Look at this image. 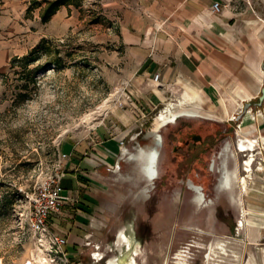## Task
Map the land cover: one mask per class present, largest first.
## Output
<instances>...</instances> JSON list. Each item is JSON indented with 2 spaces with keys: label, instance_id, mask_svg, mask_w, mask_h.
I'll return each instance as SVG.
<instances>
[{
  "label": "rangeland",
  "instance_id": "1",
  "mask_svg": "<svg viewBox=\"0 0 264 264\" xmlns=\"http://www.w3.org/2000/svg\"><path fill=\"white\" fill-rule=\"evenodd\" d=\"M32 1L0 0V179L11 187L0 186V258L4 259L3 264H24L38 253V243L28 227V195L62 163L60 144L90 135L107 124L113 111H131L134 107L125 88L131 71L122 60L124 51L119 27L128 9L149 2L69 0V6H60L50 21L43 23L41 8H33ZM228 2L236 11H252L264 18V0ZM42 44V50L36 53L27 69L15 61ZM57 57L62 63L58 66L50 64ZM184 85L185 81H174L164 89V101L148 118L139 119L138 129L127 137L126 143L131 148L133 136L145 148H148V135L155 142V118L170 102L177 103L183 98ZM118 91V100L105 111H99L106 98ZM187 106L193 108L192 104ZM208 108L210 105L205 104L202 111L207 113ZM91 113L94 116L89 123L86 116ZM235 122L236 132L240 122ZM227 123L185 116L178 125L184 131L215 134L216 130L226 128ZM109 125L113 129L117 127L112 120ZM174 127L169 124L161 128L164 139L174 132ZM235 132L229 142L236 150L238 134ZM256 140L254 166L260 167L263 158L257 153L261 152L263 143ZM227 141L221 135L213 154ZM210 153L202 156L203 161L195 159L184 169L182 159L185 155L174 153L172 145L166 143L160 158V178L147 196L141 192L147 179L140 163L130 162L121 155L119 168L108 171L105 177L106 221L105 226L97 230L100 240H104L103 250L114 241L116 231L127 219L133 218L141 233L146 222L153 218L157 226L146 243L145 264L186 261L188 264H242L243 236L239 223L248 224V220L241 217L231 196L217 190L219 173L209 170ZM237 158L233 161L240 166L238 173L249 175L241 167L245 155L240 153ZM188 178L203 184L208 199L203 208L198 209L192 201L194 192L184 184ZM235 185L243 188L240 181ZM178 193L179 199L176 198ZM238 197L239 194L237 200ZM161 223L165 224V230L160 229ZM211 245L212 250L208 248ZM220 245L224 246V251L218 248ZM204 246L207 250L200 248ZM181 249L187 251L183 252L184 256L178 254ZM208 254H211L210 258ZM109 258L107 256L103 264ZM138 263H141L140 259Z\"/></svg>",
  "mask_w": 264,
  "mask_h": 264
},
{
  "label": "crops",
  "instance_id": "2",
  "mask_svg": "<svg viewBox=\"0 0 264 264\" xmlns=\"http://www.w3.org/2000/svg\"><path fill=\"white\" fill-rule=\"evenodd\" d=\"M216 2L221 4L219 11L213 9ZM119 32L122 60L131 71L125 88L134 107L113 111L107 124L59 147L60 156L67 155L61 158L63 186L66 192L79 194L78 202L64 206L51 219L67 239L65 264H103L110 256L108 264L116 254L109 251L110 245L103 250L104 240L97 232L106 221L105 177L120 166L124 149L134 152L142 147L133 136L131 148L127 137L138 129L139 119L148 118L164 101L163 91L174 81L190 83L202 93L210 105L206 112L213 116L204 118L232 125L239 114H243L241 123L252 113L245 130L262 141L257 154L263 159L261 167L253 166L245 188L235 185L239 194L235 205L243 219L252 221L239 225L242 264H264V18L252 11H236L228 0H149L126 11ZM248 103V113H242ZM110 120L117 127L111 128ZM146 142L148 148L155 146L149 135ZM143 254L138 264L146 263Z\"/></svg>",
  "mask_w": 264,
  "mask_h": 264
},
{
  "label": "bare ground",
  "instance_id": "3",
  "mask_svg": "<svg viewBox=\"0 0 264 264\" xmlns=\"http://www.w3.org/2000/svg\"><path fill=\"white\" fill-rule=\"evenodd\" d=\"M120 92L112 94L110 97L106 98L103 105L99 107V111H105L108 107H111L116 100H118ZM182 99L176 102H170L164 109H162L154 122L155 140L160 137L158 146L152 148L138 147L136 151H130L129 149H124L123 154L129 160L136 161L140 163L141 171L147 179V185L141 190L144 194H147L154 188L155 182L160 178V158H161V148L163 147V136L160 131L161 128L168 126L169 124H176L181 118L188 117H208L212 118V114L203 112V106L206 104V98L202 93L197 91V89L190 83H185L184 92L182 94ZM192 104L193 108L189 109L187 105ZM93 114L86 116V121L91 123ZM252 117V113H249L247 120ZM245 122H241L238 128V136L235 141L236 150L233 148L232 143H226L222 148L221 152V163L219 166V171L221 177L219 179L217 190H226L231 194L232 202L237 201V192L234 189V185L237 181L243 184L245 188L248 175L241 176L239 172L240 166L234 161L238 160L239 154L245 155L246 159L242 160L241 167L244 173L249 174L256 161L255 150L258 145V141L255 137H249L248 131L245 130ZM234 160V161H233ZM233 164L231 165V163ZM216 164L213 165L215 167ZM261 167V165H260ZM119 168V166H118ZM188 187L195 191V195L192 198L195 206L197 208H203L204 203L208 200L206 193L200 190L198 184L195 181H189ZM180 193L177 194V199H179ZM153 219V218H152ZM146 222L145 229L140 233L137 229V224L133 218H129L125 221L124 225L121 226L115 234L114 241L111 242L108 247L109 251H116V254L111 257L108 264H138V257L144 253V248L146 243H148L152 237L153 230L156 229L157 223L153 220ZM249 224L252 221H248ZM239 225H244V222L239 223ZM165 224H160V229L165 230ZM213 245L209 246L210 250L213 249ZM201 249H206L207 246L200 247ZM218 248L223 249L224 246L220 245ZM46 248L39 247L38 253L33 255V259L27 260L24 264H53L45 256ZM183 252L179 251V255L184 256ZM211 254H208L210 258ZM182 260H185L182 257ZM0 264H2V259H0ZM178 264H188V262H178Z\"/></svg>",
  "mask_w": 264,
  "mask_h": 264
},
{
  "label": "built area",
  "instance_id": "4",
  "mask_svg": "<svg viewBox=\"0 0 264 264\" xmlns=\"http://www.w3.org/2000/svg\"><path fill=\"white\" fill-rule=\"evenodd\" d=\"M220 8V2H216L213 6L214 11H219ZM123 144L124 140L121 141V145ZM61 158L65 159L67 155L64 154ZM64 174V165L61 163L44 183L28 195L30 202L28 227L35 236L38 247L46 248L45 256L53 264H65L68 262V257L65 250L66 236L52 226L51 219L61 214L64 206L76 203L79 199V194L74 191L66 192L63 186ZM96 254L98 255V252Z\"/></svg>",
  "mask_w": 264,
  "mask_h": 264
},
{
  "label": "flooded vegetation",
  "instance_id": "5",
  "mask_svg": "<svg viewBox=\"0 0 264 264\" xmlns=\"http://www.w3.org/2000/svg\"><path fill=\"white\" fill-rule=\"evenodd\" d=\"M178 122L176 124H174L175 125L174 132L170 133V136L167 138V140L163 138V143H162L163 147L166 143L171 144L172 150L174 153L182 152L185 155V158L182 159L183 160L182 168H184V169L186 167H188L190 162L195 160V159H199L200 161L201 160L203 161L202 156H204L206 153L211 152L210 153L211 155L209 158L212 159V162L209 165V170L211 172L217 171V173H219V176H218V182H219V179L221 177V174L219 171V166H220L221 161L217 162V159L219 158L222 160L221 152H222V148L225 145L221 148V150L217 151V153L213 154V151L216 150V148L218 147V144L221 140V135H223L225 137V139L228 140L226 143L229 142V139L231 138L232 133L235 132L234 125L232 124V125L225 126L226 128H224L222 131H221V129L216 130L215 134L214 133L204 134L203 132L200 133V132L193 131V130L184 131L182 126L178 125ZM229 143H231V142H229ZM163 147L161 148V155H162ZM214 152H216V151H214ZM214 164H216L215 167H213ZM189 181H195V180L192 178H188L187 181H184V184L187 187H188ZM198 186L202 192L203 191L205 192L203 184L202 185L198 184ZM188 189L192 190L189 187H188ZM192 191L194 192V195H195V191L194 190H192ZM219 192H224V190L219 191ZM226 193L229 196H231L229 192H226ZM189 249H190V247H189ZM183 251H185V250H183Z\"/></svg>",
  "mask_w": 264,
  "mask_h": 264
},
{
  "label": "trees",
  "instance_id": "6",
  "mask_svg": "<svg viewBox=\"0 0 264 264\" xmlns=\"http://www.w3.org/2000/svg\"><path fill=\"white\" fill-rule=\"evenodd\" d=\"M43 3H46V4L43 5ZM32 4H33V8H41L40 19L43 23L50 21V19L61 8L60 6L70 5L69 0H33ZM42 48H43V44L39 48H34L32 51H30L29 54H26V56L21 57V58H15V61L18 60V62L21 63L25 69H27V65L29 64V62H31L32 60L36 58V53L42 50ZM61 63H62V59L60 57H57L55 60L50 61V64H54L56 66H58V64H61ZM0 186H6L8 188H11L9 187L6 181H3V179H0ZM12 192H14V194L18 193L17 190L15 191L12 190ZM5 197L7 199L9 198L8 195H5Z\"/></svg>",
  "mask_w": 264,
  "mask_h": 264
},
{
  "label": "water",
  "instance_id": "7",
  "mask_svg": "<svg viewBox=\"0 0 264 264\" xmlns=\"http://www.w3.org/2000/svg\"><path fill=\"white\" fill-rule=\"evenodd\" d=\"M262 97H261V102L264 100V87H263V89H262ZM249 103L247 104V106L244 108V110H242L243 112L242 113H248V110H247V108L249 107ZM262 105V103H260V106ZM242 116H243V114L241 115V114H239V116L237 117V120H239V119H241L242 118ZM238 134V133H237ZM160 141V137H158V139L157 140H155V145L157 146V144H158V142Z\"/></svg>",
  "mask_w": 264,
  "mask_h": 264
}]
</instances>
